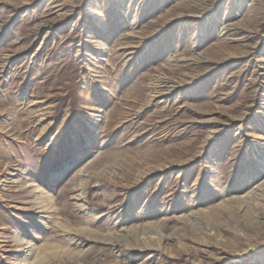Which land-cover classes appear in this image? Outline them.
<instances>
[{
	"label": "rangeland",
	"instance_id": "rangeland-1",
	"mask_svg": "<svg viewBox=\"0 0 264 264\" xmlns=\"http://www.w3.org/2000/svg\"><path fill=\"white\" fill-rule=\"evenodd\" d=\"M0 129V264H264V0H0Z\"/></svg>",
	"mask_w": 264,
	"mask_h": 264
},
{
	"label": "bare ground",
	"instance_id": "bare-ground-1",
	"mask_svg": "<svg viewBox=\"0 0 264 264\" xmlns=\"http://www.w3.org/2000/svg\"><path fill=\"white\" fill-rule=\"evenodd\" d=\"M42 118H43V116H42ZM40 120V119H39ZM1 130V129H0ZM40 193V192H39ZM36 195H37V193H36ZM39 203H41L40 201H38L37 202V204H39ZM37 206V205H36ZM39 210H40V207H39ZM44 210V209H43ZM17 241V240H16ZM14 242V241H13ZM14 244H15V242H14ZM18 244H16V246H17ZM15 249V248H14Z\"/></svg>",
	"mask_w": 264,
	"mask_h": 264
}]
</instances>
